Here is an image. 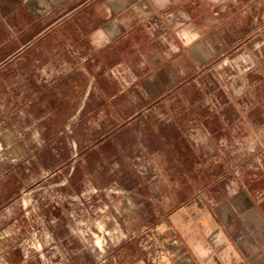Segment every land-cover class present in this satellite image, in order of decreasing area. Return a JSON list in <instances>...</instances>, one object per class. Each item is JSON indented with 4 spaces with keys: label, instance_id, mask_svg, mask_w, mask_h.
I'll return each instance as SVG.
<instances>
[{
    "label": "crops",
    "instance_id": "1",
    "mask_svg": "<svg viewBox=\"0 0 264 264\" xmlns=\"http://www.w3.org/2000/svg\"><path fill=\"white\" fill-rule=\"evenodd\" d=\"M10 23L13 57L44 47V63L74 66L63 86L78 94L72 112L102 115L94 151L109 145L111 154L125 137L179 178L173 114L226 142L261 127L264 0H0V24ZM255 136L254 152L217 177L175 185L166 211L117 248V264H264V147L255 152Z\"/></svg>",
    "mask_w": 264,
    "mask_h": 264
},
{
    "label": "rangeland",
    "instance_id": "2",
    "mask_svg": "<svg viewBox=\"0 0 264 264\" xmlns=\"http://www.w3.org/2000/svg\"><path fill=\"white\" fill-rule=\"evenodd\" d=\"M12 26L0 24V60H6L0 65V139L18 156L9 157L0 144V264H117V248L166 211L175 185L205 181L202 172L217 177L237 154L247 158L256 148L254 134L262 140L255 152L264 147L261 82L255 109L261 127L246 128L237 143L188 113L172 115L175 138L168 143L184 172L179 178L125 137L113 140L111 154L109 145L94 151L93 128L102 115L72 112L78 94L63 86L74 66L59 57L44 63V47L13 57ZM149 138L153 147L160 144L154 133Z\"/></svg>",
    "mask_w": 264,
    "mask_h": 264
},
{
    "label": "bare ground",
    "instance_id": "3",
    "mask_svg": "<svg viewBox=\"0 0 264 264\" xmlns=\"http://www.w3.org/2000/svg\"><path fill=\"white\" fill-rule=\"evenodd\" d=\"M0 144L5 147V151H6V153L9 154V157H17L18 156L17 151L9 145V143L6 139H4V138L0 139Z\"/></svg>",
    "mask_w": 264,
    "mask_h": 264
}]
</instances>
